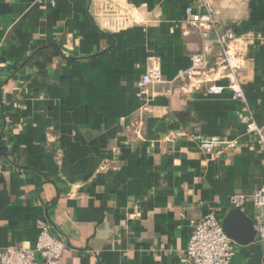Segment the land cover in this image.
I'll use <instances>...</instances> for the list:
<instances>
[{
  "label": "crops",
  "instance_id": "0c3cea01",
  "mask_svg": "<svg viewBox=\"0 0 264 264\" xmlns=\"http://www.w3.org/2000/svg\"><path fill=\"white\" fill-rule=\"evenodd\" d=\"M113 1L139 23L102 30L103 0H0V249L49 228L69 246L59 264H187L192 223L213 211L235 243L232 264H264L258 211L229 203L264 186V154L238 117L264 125V0H208L219 31L236 34L247 108L182 83L140 100L151 58L170 81L191 55L215 62L221 48L185 21L203 0ZM214 136L239 145L204 152L200 139Z\"/></svg>",
  "mask_w": 264,
  "mask_h": 264
},
{
  "label": "built area",
  "instance_id": "2783aa9c",
  "mask_svg": "<svg viewBox=\"0 0 264 264\" xmlns=\"http://www.w3.org/2000/svg\"><path fill=\"white\" fill-rule=\"evenodd\" d=\"M57 0H39L40 3L55 4ZM95 3V2H94ZM203 13H196L193 6L186 9V23L201 29L205 42L214 41L221 53L212 62L205 52L191 55V66L181 71L175 80H165L161 64L155 59L149 60L148 68L138 82L137 97L149 101L161 94L155 88L164 86V92L173 95L176 84L182 83L186 90L201 91L208 94L222 95L229 91L233 98L248 107L243 88L241 70L242 54L233 50L231 43L236 39L232 28L219 31L216 11L208 0H203ZM94 19L99 27L107 32H121L139 23L138 13L124 4L113 0H103L94 4ZM215 32L216 36L212 37ZM224 81V84H219ZM238 117L246 127L247 135L254 139L264 154V125H260L252 112H238ZM239 140L228 136L201 138L200 147L204 152L222 155L235 150ZM264 165V159H263ZM232 207L243 209L251 204L258 214L255 216V228L261 239H264V186L251 195L234 194L230 196ZM193 233L186 250L187 264H232L235 255V243L225 232L222 221L215 212L209 211L204 218L192 223ZM69 246L50 234L44 228L34 245L24 243L0 249V264H38L37 256L42 264H59L68 252Z\"/></svg>",
  "mask_w": 264,
  "mask_h": 264
},
{
  "label": "water",
  "instance_id": "95a60500",
  "mask_svg": "<svg viewBox=\"0 0 264 264\" xmlns=\"http://www.w3.org/2000/svg\"><path fill=\"white\" fill-rule=\"evenodd\" d=\"M226 232V231H225Z\"/></svg>",
  "mask_w": 264,
  "mask_h": 264
}]
</instances>
